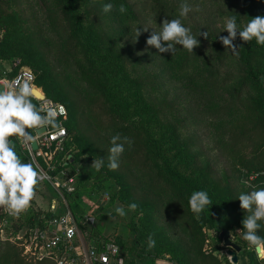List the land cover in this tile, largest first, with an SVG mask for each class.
Returning a JSON list of instances; mask_svg holds the SVG:
<instances>
[{
    "label": "rangeland",
    "instance_id": "obj_1",
    "mask_svg": "<svg viewBox=\"0 0 264 264\" xmlns=\"http://www.w3.org/2000/svg\"><path fill=\"white\" fill-rule=\"evenodd\" d=\"M191 5L193 10L183 19L185 26L196 23L209 32L219 34V37L228 35L226 31H222L225 16L235 15L238 23H247L240 14L244 11L243 4L238 5L234 0H195ZM5 7L8 13L0 15V47L1 43H6L12 57L4 58L6 61L0 63L11 62L14 66L19 65L20 70H32L36 75V86L49 97L52 96V99L56 97L54 101L67 103L70 98L83 104L93 101L99 91L82 78L73 58L66 54L62 39L50 26L44 3L41 0H9ZM84 8L82 5L79 7L82 17L87 16ZM259 12L264 14V1ZM71 13L67 12L68 15ZM54 15L60 16V8ZM104 16L103 32L110 37L108 47L113 53L139 45V37L134 42V26L124 23L114 12ZM233 43L237 54L233 55L231 50H227L231 52L234 63L229 71L236 75V64L247 59L249 47L255 45V41L243 42L238 35ZM80 47L82 52L88 53L84 46L80 44ZM97 52L94 51V56L91 53L90 55L98 64L101 61L96 55ZM152 52L153 56L150 55ZM208 53L211 57H216L213 50ZM139 55L144 57L143 65L130 67L128 78L114 77L112 80L108 79L106 85L108 91L120 102L131 103L129 110H126L127 114L135 124L146 129L155 139L157 152L154 165L162 177L169 180L168 175L174 171L187 179L190 186L207 192L213 189V184L216 183L214 195H220L223 199H226L227 189H231L237 198L241 192L264 187V171L263 174L253 173L250 164L249 168L245 165L248 161L252 163L257 157V147L254 143L246 138L240 139L236 142L234 156L224 147L225 144H235L233 137L251 128L254 120L249 111L237 104L231 105L230 109L222 114L215 112L219 105L228 104L233 87L219 90L213 95L209 94L210 89L199 90V86L206 82L205 75L208 73L202 61H195L184 75H166L163 79L167 83L155 94L142 90V99L137 94L140 87L133 81L134 78L148 72H158L162 69L164 58L157 49L148 45L140 46ZM251 62L253 65L264 63V55L255 53ZM33 66L38 67V72H35ZM100 68L106 71V75L112 71L108 63ZM41 78L49 89L42 86ZM259 93L258 90V96ZM163 97L171 100L180 97V103L173 106L174 112L162 114L158 121H151L147 116L149 113L143 111V107L146 102L154 104L157 98ZM78 118L81 124L79 131L69 136V149L76 155V162L70 165L69 171L73 170V166L77 178L84 179L89 187L83 193L84 216L77 220V244L84 255L91 240V244L96 247L99 243L103 244L101 241L97 242L93 236V233L97 232L99 237L119 238L123 243V255L128 257L130 264H188L187 253L192 250L198 254L200 247L206 254L216 255L228 264H264V261L256 258L255 250L242 239V229L230 230L233 241L241 246V251L237 253L238 263L229 259L228 248L220 237L221 229L211 220H204L201 232L192 234V225L184 223L185 211L177 210V201L173 200L177 197L170 191L156 190L153 187L154 179L151 180L149 175L139 174L135 170L136 167L129 160L137 151L134 144L130 149L126 146V151L120 159V167L115 171L108 170L107 150L110 147L111 134L100 127L99 120L91 118L88 114L78 115ZM174 127H177L175 134L172 131ZM190 140L194 141L193 147L190 146ZM186 145H189L187 151H182V147ZM101 157L104 158V166L96 171L91 165L95 159L100 160ZM63 192L64 199L70 203L71 199L66 190ZM58 198L62 201L50 183L38 182L34 196L36 204L48 209ZM131 202L138 205L135 211H128V204ZM210 206L214 207L218 215L224 216L229 204L216 203ZM117 207H123L126 216L120 217L115 212ZM88 213L96 219L93 226L85 222V215ZM205 214L208 215V212ZM11 233V230H4L3 233L0 232V238L11 241ZM150 234L156 241V246L152 249L147 247ZM14 250L16 248L12 252ZM26 258L28 261H36L27 256ZM197 259L196 264H202L200 259Z\"/></svg>",
    "mask_w": 264,
    "mask_h": 264
},
{
    "label": "trees",
    "instance_id": "obj_2",
    "mask_svg": "<svg viewBox=\"0 0 264 264\" xmlns=\"http://www.w3.org/2000/svg\"><path fill=\"white\" fill-rule=\"evenodd\" d=\"M44 3L45 8L48 11L50 26L55 30L62 39L63 47L66 54L73 58L74 64L78 68V73L82 78L90 82L93 88L97 89L99 93L96 95L93 101L83 104L80 101L70 98L69 102L61 101L68 109V119L65 120V126L67 132L70 134L78 133V128L81 124L78 115L88 114L91 118L99 120L100 127L110 136L119 133L122 136L129 137L137 149L133 156L129 158L132 164L136 167L135 170L142 175H149L151 180L154 179L153 187L158 191H170L177 201V210L183 209L185 214L183 216L184 223L191 224L193 231L201 232L202 224L204 220H211L215 226H218L221 231L223 229H242V220L245 215V211L238 205L239 200L233 195V191L227 189L225 191L226 199H223L220 195L215 194L216 183L213 184L214 188L208 191L212 203H227L229 207L226 209V215L220 216L214 210V207L210 205L197 219L188 207V196L195 190H199L196 187L190 186L187 183V179L179 176L174 171L171 172L168 179H164L162 174L156 169L154 165V157L156 156L157 146L155 139L151 134L141 127L139 124H135L131 120L126 110H129L131 103L120 102L116 99L107 88V80L117 78L118 76H125L128 78V70L130 67L143 65L144 57L139 55L140 46L147 45L146 40L154 30L158 29L159 24H162L164 19L178 18V9L180 0H110L113 3V10L119 16L124 23L130 26L137 27H149L147 32L141 31L139 36V45L128 48L120 53H113L108 47L110 37L106 36L103 32L105 27V14L102 11L103 4L109 2V0H41ZM195 0H189L190 4H193ZM238 5L243 4L244 11H241V16L244 20H249L252 17L258 15H264L259 12L260 7L263 6L264 0H234ZM9 0H0V15L8 13L6 11V3ZM166 3V4H165ZM85 6L84 10L87 11V16L82 17L79 7ZM123 5L126 9L124 13L118 11L119 7ZM60 8V16H55ZM55 9V10H53ZM67 12H72L70 15ZM96 13V14H95ZM2 17V16H0ZM194 35L201 32H206L205 27L199 24L193 23L190 26ZM209 37H198L200 40L199 46L193 49V53H188L186 50H177L172 56L171 53L161 54L164 58L161 67L158 72H148L141 74L139 77L134 78V82L140 87V91L137 92L138 96L142 99V90H146L148 93L155 94L158 90L162 89L167 81L163 78L167 76H181L186 73L188 68L195 61H202L207 73L205 75L206 82L204 85L199 86V90H209V94L213 95L214 92L225 89L227 87H233L230 92V99L228 104L219 105L215 112L222 114L230 109L231 105L237 104L240 108L249 111L254 117L252 127L241 131L239 136L233 137L235 144H225L226 150L230 151L233 156L235 155L236 142L240 139H248L254 143L257 147V157L255 160L245 163L246 167L251 166L253 173L263 174L264 171V63L252 64V57L255 53L264 55V46L250 45L249 56L243 62L237 63V74L229 71L231 64L233 63V56L230 51L227 50L220 40V35L209 32ZM80 44L84 46L88 53H84L81 50ZM180 47V46H178ZM209 50H213L216 57H211L208 53ZM94 51H98L96 55L100 58L98 64L94 62L91 55L94 56ZM91 53V55H90ZM153 56V52L150 53ZM178 55V57H177ZM180 56V57H179ZM12 54L8 49L6 43H1L0 47V62H5L6 58H11ZM5 58V59H4ZM11 71L8 72V76L12 77L20 70L19 65L14 66L11 62ZM109 64L112 71L107 73L101 67V65ZM234 64V63H233ZM34 67L35 72H38V67ZM125 74V75H124ZM167 75V76H166ZM42 86L49 89L47 83L41 78ZM36 84V80H35ZM259 90V96L257 92ZM105 92V94H101ZM50 95V94H49ZM46 96L52 99V96ZM57 99L53 97L52 100ZM33 103L38 106V101L33 97ZM73 103V104H71ZM155 103H157L155 106ZM154 104L145 103L143 111L148 112L147 116L151 121H158L162 114L174 112V105L180 103V97L175 99H168L163 97L156 99ZM177 127L172 129L173 133ZM31 131V130H30ZM174 134L171 136L173 137ZM34 135V132H33ZM259 142L261 144L259 145ZM194 141L190 140V146L193 147ZM189 145L183 146L182 151H187ZM70 140L65 145V150L58 155L60 160L63 157L65 161L61 164H57V171L63 168H68L76 162V155L71 153ZM17 151L24 162H28L27 153L23 151L21 145L17 143ZM187 156V155H186ZM198 155H196L197 157ZM70 170L72 174H75V168ZM57 171H54L56 173ZM208 173V172H207ZM77 178L75 189L72 192H67L69 196L70 205L74 211L75 216L79 219L84 214V208L82 205L83 193L89 189L84 179L79 180ZM187 187V188H186ZM189 187V188H188ZM219 197L221 201H219ZM171 205V204H169ZM236 205V207H235ZM171 207H173L171 205ZM208 212V215L205 212ZM45 213V215H43ZM173 214V209H171ZM53 216V213L48 212L40 208L33 200L28 210L19 215L12 223L11 230L13 234H16L21 229L30 228L36 224H41L43 220L49 219ZM4 218L3 211H0V219ZM92 234V233H91ZM264 235V231L261 232ZM97 242L101 241L106 243L108 241H114L119 245L121 249L122 241L119 238L110 239L107 237H99L98 233H93ZM98 236V237H97ZM104 239V240H102ZM101 243H99L100 247ZM14 246V247H13ZM241 247V246H240ZM16 250L13 251V249ZM21 246L15 241H9L7 239L0 238V264H57L54 261L43 259L36 260L34 262L28 261L26 256L23 255ZM15 255V256H13ZM15 257V259L13 258ZM197 258L200 259L202 264H228L226 261L221 260L216 255H208L201 250L198 254H195L192 250L187 253V263L196 264ZM124 264H130L128 257L124 255Z\"/></svg>",
    "mask_w": 264,
    "mask_h": 264
},
{
    "label": "clouds",
    "instance_id": "obj_3",
    "mask_svg": "<svg viewBox=\"0 0 264 264\" xmlns=\"http://www.w3.org/2000/svg\"><path fill=\"white\" fill-rule=\"evenodd\" d=\"M113 10V3L103 4L102 11L109 13ZM189 0H180L178 18L164 19L159 28L154 29L146 40L148 46L154 47L158 53H171L172 56L177 50H186L193 53V49L200 44L198 37H209L208 31L194 35L191 28L185 26L183 19H186L192 11ZM120 13L126 11L121 5ZM149 27H137L135 40L141 35V31L147 32ZM222 31L227 36L220 37V40L227 49L236 55V46L233 41L237 36L243 42L255 41L258 46H264V15L252 17L247 23H238L235 15L223 18ZM180 46V47H178ZM63 106H51L33 103V91L28 83L19 88L5 87L0 89V211L6 212L12 217H18L30 207L36 194V186L39 182L38 172L31 162L22 161L18 151L17 143L25 149H30L36 142L34 131L58 129L56 135L63 136L64 129L57 116L64 115ZM31 130V131H30ZM110 147L107 152V168L115 171L120 167V159L130 149L133 141L116 133L110 137ZM104 158L94 160L91 168L99 171L104 166ZM105 198L107 194L105 193ZM240 202V208L245 211L242 220V239L255 250L256 258L264 261V187L253 188L248 192H241L236 198ZM212 203L206 190H195L188 196V207L194 216L199 219L201 214ZM138 205L135 202L128 204V211H135ZM115 212L120 216H126L123 207H117ZM156 246V241L150 234L147 240L148 249ZM231 260V257L229 256Z\"/></svg>",
    "mask_w": 264,
    "mask_h": 264
},
{
    "label": "built area",
    "instance_id": "obj_4",
    "mask_svg": "<svg viewBox=\"0 0 264 264\" xmlns=\"http://www.w3.org/2000/svg\"><path fill=\"white\" fill-rule=\"evenodd\" d=\"M8 68L5 72L0 73V89L5 87L19 88L20 85L28 83L32 90H40L42 97H33L38 101V106L41 104H50L51 106H63L64 115L57 116L58 122L63 127L64 135H56L58 129L49 127L43 133L39 134L34 131L36 136L37 149L31 147L22 149L27 153L34 168L38 172V180L50 183L61 196V210L54 217L43 220L41 224H36L30 228L21 229L16 234L11 233V241L18 243L25 256L33 260L48 259L57 264H124V255L121 252V247L114 241L103 243L100 247L92 245L90 241L88 251L84 255L79 245L78 239V221L68 202L64 199L63 191H74L76 176L72 175L68 168H63L57 171V164L63 163L65 158L60 160L58 155L65 150V145L69 140V134L64 121L68 117L67 107L57 101H54L46 96V94L36 86V75L30 69L23 68L12 77L8 76ZM54 171H57L54 173ZM55 209V208H54ZM4 218L0 219V232L6 231V228H11L12 223L17 217H12L4 212ZM84 216V215H83ZM83 218V217H82ZM85 222L88 225H95L96 219L93 215H85ZM6 233V232H5Z\"/></svg>",
    "mask_w": 264,
    "mask_h": 264
},
{
    "label": "water",
    "instance_id": "obj_5",
    "mask_svg": "<svg viewBox=\"0 0 264 264\" xmlns=\"http://www.w3.org/2000/svg\"><path fill=\"white\" fill-rule=\"evenodd\" d=\"M33 94L37 97H42L41 93L39 90L34 89L32 90ZM46 129H41L40 132L38 131L39 134L43 133ZM34 149H37V142L34 143L33 145ZM221 239H223V244L225 247L228 248V255L231 256V260L233 263H238L239 257H238V252L241 251V247L238 243L234 242L232 239V232L229 229H223L220 233ZM257 264H263V263H257Z\"/></svg>",
    "mask_w": 264,
    "mask_h": 264
},
{
    "label": "crops",
    "instance_id": "obj_6",
    "mask_svg": "<svg viewBox=\"0 0 264 264\" xmlns=\"http://www.w3.org/2000/svg\"><path fill=\"white\" fill-rule=\"evenodd\" d=\"M11 67V65H10V63H0V73H3V72H5L8 68H10ZM28 157V156H27ZM28 161H29V158H28ZM72 174V173H71ZM72 175H75L76 176V178H77V173L75 172V174H72ZM42 181H39V183H41ZM42 183H45V182H42ZM76 184V183H75ZM53 187V186H52ZM54 188V187H53ZM74 188H75V185H74ZM55 189V188H54ZM55 191H56V193H57V190L55 189ZM57 195H58V193H57ZM34 201H35V199H34ZM69 205H70V203H68ZM40 208H42L39 204H37ZM70 207H71V205H70ZM55 208V209H54ZM43 210H45V211H48V212H51V213H53V216L52 217H54L55 216V214L57 213V212H59L60 210H61V204H60V200H59V198H58V200H56L55 202H53L52 204H50V207L48 208V209H45V208H42ZM71 209H72V207H71ZM73 210V209H72ZM74 212V211H73ZM43 215H45V213L43 214ZM121 252H122V254H124L123 253V250H121Z\"/></svg>",
    "mask_w": 264,
    "mask_h": 264
},
{
    "label": "bare ground",
    "instance_id": "obj_7",
    "mask_svg": "<svg viewBox=\"0 0 264 264\" xmlns=\"http://www.w3.org/2000/svg\"><path fill=\"white\" fill-rule=\"evenodd\" d=\"M39 91H40V90H39ZM40 93H41V96H42L43 94H42V92H41V91H40Z\"/></svg>",
    "mask_w": 264,
    "mask_h": 264
}]
</instances>
